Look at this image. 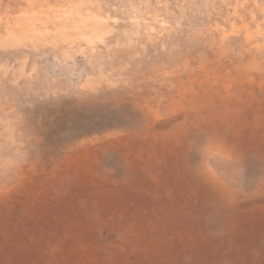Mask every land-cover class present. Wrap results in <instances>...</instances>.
<instances>
[{
  "label": "rangeland",
  "instance_id": "obj_1",
  "mask_svg": "<svg viewBox=\"0 0 264 264\" xmlns=\"http://www.w3.org/2000/svg\"><path fill=\"white\" fill-rule=\"evenodd\" d=\"M261 76L264 0H0V264H264Z\"/></svg>",
  "mask_w": 264,
  "mask_h": 264
},
{
  "label": "bare ground",
  "instance_id": "obj_2",
  "mask_svg": "<svg viewBox=\"0 0 264 264\" xmlns=\"http://www.w3.org/2000/svg\"><path fill=\"white\" fill-rule=\"evenodd\" d=\"M86 22L85 21H83V23H82V26H84V27H87L88 26V23L86 24ZM96 24V23H95ZM94 24V25H95ZM84 27H82L81 28V30L80 31H82L81 32V34L85 37V40H89V41H91V42H93V38L91 37V36H88L87 34H86V32H85V28ZM237 37V36H236ZM241 38V37H240ZM232 39V38H231ZM232 42V41H231ZM93 45V44H92ZM233 45V44H232ZM234 45H237V44H234ZM236 47V46H235ZM212 62H210V63H207V62H205V63H202L201 64V66H202V68H201V71H194V75L196 76H199V75H201L202 74V72H203V68H205L204 66H206V70L204 71V80H202V82H206L207 84H209V86L211 85V86H215L216 85V77H215V74H214V72H213V68H212V64H211ZM189 76H191V74L189 73L188 74ZM222 74H220V76H221ZM223 80L224 79H226V77L224 76V75H222V77H221ZM191 81L190 82H194L195 81V78H193L192 79V77L191 78H189ZM193 80V81H192ZM257 80V81H256ZM255 81H256V83H255V85H253V86H251V87H255L256 89L258 88L259 89V91H261V90H263L264 89V76H261L259 79H255ZM244 86H246V87H248V85H246V84H244ZM257 89V90H258ZM181 93V92H180ZM196 93V92H195ZM182 94V93H181ZM227 94V93H226ZM195 97H196V95H194V97H192V98H190L191 99V103H192V105H198V104H201V102H199V103H197L196 102V99H195ZM242 98V96L239 98V99H241ZM239 101H241V100H239ZM177 104V102H173V105L175 106ZM210 104H212L211 102H209L208 101V104L207 105H210ZM261 104V103H260ZM206 104L204 105V106H206L205 107V114H204V116H202V119H203V121H201L202 123L205 121V122H208V123H211L212 121L213 122H216V120L218 119V117H216V119H215V117L213 116V115H211V112H217V109H216V106H214L213 104L211 105V106H207ZM255 107L256 109H254V108H251V107ZM246 108H251L252 109V111H255V110H257V109H259V106L258 105H255L254 106V103H250V104H248V106L246 107ZM146 111H148L150 114H151V116L155 119V120H159V114L155 111V110H153L151 107H149V106H147L146 107V109H145ZM178 113V112H177ZM254 114V116H255V114H256V112H254L253 113ZM258 115L259 114H256V116L258 117ZM200 123V120L199 121H197V123H196V121H194L192 124L194 125V128H196V126L198 125ZM257 123H258V121H257ZM207 124V123H206ZM259 124V123H258ZM183 133V132H182ZM232 133H234L235 135H233V136H230L231 137V140H233L235 137H238L239 136V134L237 133V130L235 129ZM98 136L97 135H95L94 136V134H92V135H90L88 138H85V139H83L82 140V144H86V143H88V142H92V143H94V142H96L97 140H98ZM114 140H117V138H113ZM178 139H180V138H177L176 139V144L178 143ZM114 140H113V142H114ZM118 140H121V139H118ZM115 143H118V141H115ZM166 143H169V142H167V141H163V145L164 144H166ZM208 146H207V150L208 151H213V150H215V151H220L222 154H226V155H229V157H232V158H236V159H239V155L236 153L237 151L235 150V148H231L229 145H228V143L225 141V140H217V141H214V143H210L209 144V142H207L206 143ZM169 145V144H168ZM125 146H126V148H129L130 147V145H129V142L127 141V142H125ZM166 147V146H165ZM83 152V158H88V156L92 153V151H91V148H89V147H87V145L84 147V149L82 150ZM207 159V158H206ZM248 171H254L253 169H251V168H249V167H247L246 168ZM199 172L202 174V177L203 178H205L206 180L207 179H211L212 180V183H216V180H217V178H216V176H215V174L213 173V170L210 168V166L208 165V163H207V161L204 163V164H201L200 166H199ZM252 173V172H251ZM178 235H181V233H178ZM184 236H185V234H184ZM199 258H201V257H199ZM197 264V263H196Z\"/></svg>",
  "mask_w": 264,
  "mask_h": 264
}]
</instances>
